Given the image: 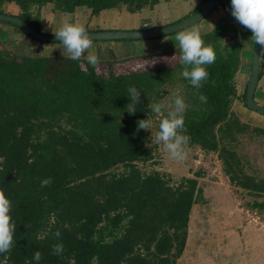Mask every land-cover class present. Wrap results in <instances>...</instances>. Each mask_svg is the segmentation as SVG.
I'll list each match as a JSON object with an SVG mask.
<instances>
[{
  "label": "trees",
  "instance_id": "1",
  "mask_svg": "<svg viewBox=\"0 0 264 264\" xmlns=\"http://www.w3.org/2000/svg\"><path fill=\"white\" fill-rule=\"evenodd\" d=\"M159 2L0 0V13L13 3L18 16L46 33L40 13L50 4L63 13L84 6L97 15L121 8L138 13ZM202 39L214 49L216 60L205 66L209 76L195 88L182 76L178 47L134 57H99L93 68L84 58L20 54L0 38V189L12 202L17 225L16 243L0 254V264H36L37 251L39 264L178 263L193 205L203 197L200 174L172 182L158 170L144 172L139 163L152 160L154 153L147 146V131H136L138 120L154 116L149 105L164 98L168 86L181 85L186 95L183 134L190 137L189 145L217 153L231 183L264 193V179L244 170L237 148L242 136L264 133L232 108L240 33L226 23L203 33ZM129 87L140 90L135 114L126 111ZM46 178L51 185L41 187ZM56 230L59 239L52 235ZM54 243L63 244L62 255L52 254Z\"/></svg>",
  "mask_w": 264,
  "mask_h": 264
},
{
  "label": "rangeland",
  "instance_id": "2",
  "mask_svg": "<svg viewBox=\"0 0 264 264\" xmlns=\"http://www.w3.org/2000/svg\"><path fill=\"white\" fill-rule=\"evenodd\" d=\"M5 11L10 14H20V9L13 3L6 4ZM76 11L63 13L54 9L52 4L47 5L40 13L41 28L46 33L53 34V31L58 30L64 21L82 23L85 26L91 21L87 27L90 29L95 23L100 24L103 19L106 20L113 14V12L104 14L101 11L97 15H92L91 9L88 8L79 9V13ZM34 12L37 10L34 9ZM128 12L126 8H121L112 16H115L116 20L120 17L125 19L119 24L126 26L129 24ZM134 16L132 20H136ZM145 17L147 16L144 15L141 18L145 19ZM153 17L154 12L150 18ZM157 24L160 25V21L155 22L153 26ZM20 33H23L21 29L0 24V38L10 50L29 55H46L50 52L51 49L48 51L45 45L40 52V47L34 46V43L30 44L29 40L25 43L26 39H21ZM157 39L159 38L152 39L153 43L145 47L142 40H124L128 43L122 47L121 51L116 49L110 53H104V56L125 58L149 54V52L158 53L162 51L160 48L165 49L162 44L155 41ZM30 40L34 39L30 37ZM174 45L169 46L168 49L176 48ZM177 89L185 98L181 85H175L168 86V93L161 100L168 98L169 94ZM148 119L153 121V128L152 132L147 131V145L152 148L154 158L147 162H140L141 169L146 173L158 170L165 174V177L171 178L172 182H177L184 176L195 177L196 174H200L198 181L203 189V197L193 205L186 247L177 264H264V193L257 194L250 189L231 183L221 160L216 158V154H212L215 152L209 155L197 146L188 145V156L184 161L172 160L162 145L153 143L161 117L154 115ZM249 134L242 136L237 146L244 170L258 179H264V134ZM117 170L120 171L123 168L119 167Z\"/></svg>",
  "mask_w": 264,
  "mask_h": 264
},
{
  "label": "clouds",
  "instance_id": "3",
  "mask_svg": "<svg viewBox=\"0 0 264 264\" xmlns=\"http://www.w3.org/2000/svg\"><path fill=\"white\" fill-rule=\"evenodd\" d=\"M231 15L242 27L250 30L252 33L250 39L264 50V0H231ZM53 34L62 46L60 49L66 58L73 61H80L84 58L86 63L93 68L100 63L99 55L90 51L93 48V37L89 35L84 24L64 21L58 30L53 31ZM164 39L167 40L166 36ZM175 42H178L180 52L178 62L184 66L183 78L190 81L195 88L202 87L203 82L209 76L205 66L213 64L216 60L214 49L205 45L199 28L178 31ZM175 45L177 48L176 43ZM127 95L130 102L126 105V111L129 114H135L136 105L140 103V90L136 87H129ZM199 99L201 102H206V97L203 95H200ZM149 108L154 115L161 117L158 130L154 137L152 135L153 143L162 145L172 160L184 161L188 156L190 137L183 134L185 131L184 116L188 105L180 90L172 91L166 99L150 103ZM152 128L153 121L148 118L137 121V132L141 129L152 132ZM51 183L50 178L43 179L41 187L50 186ZM11 211L12 202L6 196L5 191L0 189V254L9 253L16 243L14 234L17 225L12 220ZM52 235L59 239L61 232L56 230ZM43 238L37 236V239ZM63 252L62 243L52 245L53 255H62ZM41 259V253L35 252L33 260L36 264H39Z\"/></svg>",
  "mask_w": 264,
  "mask_h": 264
},
{
  "label": "crops",
  "instance_id": "4",
  "mask_svg": "<svg viewBox=\"0 0 264 264\" xmlns=\"http://www.w3.org/2000/svg\"><path fill=\"white\" fill-rule=\"evenodd\" d=\"M203 0H160L158 4H156L153 8L151 7H146L142 9V11L138 13H127L128 21L129 24H127L125 27L122 26L121 20L125 21L122 17H120L118 20H116L114 15V12L119 11L120 9H106L103 10L101 13H110L113 12L112 15H109V17L105 20L103 19L102 22L95 23L90 29L89 24L91 21L86 25V29L89 30H100L102 29H118V28H129V29H140V28H147V27H153V24L155 22L160 21V25L157 24L155 26H162V25H167L171 23H175L177 21H180L189 15L193 14L194 9L202 2ZM204 5V4H203ZM79 9H87L86 7H78L76 10V13L79 11ZM154 12V17L150 18ZM79 13V12H78ZM156 14V15H155ZM136 17V20H132L131 18ZM137 15V16H136ZM139 15V16H138ZM143 17L146 15L145 19H142L140 17ZM160 18V19H159ZM142 19V21H141ZM152 19H154V22H152ZM143 22V23H141ZM233 24L237 30L240 33L241 37V63L239 66V69L236 73L235 76V83H236V90H237V97L233 102V110L237 113V115L240 117V119L243 122H246L250 124L253 127H259L264 130V115L259 114L258 111L252 110L248 108L245 105L244 102V94L247 92V87L249 84L250 80V75H251V65H252V56H253V51L255 48V43L250 39L252 33L250 30L245 29L242 27L236 20L235 18L231 15V0H218L216 2L214 10L203 20L197 22L196 24L184 29L185 31L191 30L193 28H199L201 31V34L206 33L208 31L213 30L217 26H220L222 24ZM141 26V27H140ZM177 33H174L170 36H166L167 40H165L163 37H160L159 39L155 40L157 43L162 44L164 46V49H168L169 46L174 45L175 43L178 44V42H175V36ZM19 36H21V39H26L25 43H28V40L30 41L29 43H34V46L40 47V52L41 48L44 47L43 45H50V46H45L47 47L48 51L50 50V54L47 53L46 55H62L61 51V45L59 43H40L30 40V37L24 32L20 33ZM142 44H144V47L146 45L152 44V39H146L142 40ZM40 43V44H39ZM128 43L127 41H119V40H102V41H93V48L90 49V51L96 52L99 57L101 58H109L107 56H104V53H110L114 50H122V47ZM175 46V45H174ZM131 47V45H130ZM134 46H132L133 48ZM39 48H37L38 53ZM160 50H163L160 48ZM158 50V51H160ZM151 53V52H149ZM43 55V54H40ZM118 58V57H117ZM120 58V57H119ZM261 71L262 73L260 74V78L254 93V98L255 100L261 104L264 105V50L261 53ZM255 135V133L252 131V134L250 132L249 135ZM264 134V133H263ZM248 135V136H249ZM258 135V134H257ZM254 137V136H253ZM194 147V146H191ZM201 149V148H199ZM204 151V150H203ZM209 155L212 152H207ZM216 154V158H218L217 153H212ZM220 161V159L218 158Z\"/></svg>",
  "mask_w": 264,
  "mask_h": 264
},
{
  "label": "water",
  "instance_id": "5",
  "mask_svg": "<svg viewBox=\"0 0 264 264\" xmlns=\"http://www.w3.org/2000/svg\"><path fill=\"white\" fill-rule=\"evenodd\" d=\"M217 1L218 0H207L198 11L180 21L167 25L140 29H100L90 30L88 32L89 35L93 37V41L156 39L177 33L203 20L214 10ZM0 21L15 24L27 32V34L38 40L59 42L56 40L54 34L38 31L18 15L6 12L0 13ZM262 51L263 50L260 49L258 45H255L252 56L251 75L246 93V104L248 108L264 114V105L259 104L254 98V93L260 78Z\"/></svg>",
  "mask_w": 264,
  "mask_h": 264
}]
</instances>
